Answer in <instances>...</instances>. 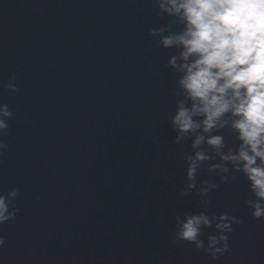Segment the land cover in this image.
I'll list each match as a JSON object with an SVG mask.
<instances>
[{
	"label": "water",
	"instance_id": "water-1",
	"mask_svg": "<svg viewBox=\"0 0 264 264\" xmlns=\"http://www.w3.org/2000/svg\"><path fill=\"white\" fill-rule=\"evenodd\" d=\"M160 24L154 0H0V104L15 113L0 193H20L0 264H264L241 177L209 197L243 220L224 257L172 243L175 216L200 209L180 198L190 141L169 128L172 52L148 35Z\"/></svg>",
	"mask_w": 264,
	"mask_h": 264
},
{
	"label": "clouds",
	"instance_id": "clouds-1",
	"mask_svg": "<svg viewBox=\"0 0 264 264\" xmlns=\"http://www.w3.org/2000/svg\"><path fill=\"white\" fill-rule=\"evenodd\" d=\"M154 8L161 24L148 35L172 52L167 67L176 74L173 143L190 141L180 198H198L200 209L175 216L172 243L218 261L230 251L233 225L243 220L235 209L209 212L211 193L243 178L250 193L244 206L253 219L264 220V0H154ZM15 80L9 76L4 90L19 92ZM14 117L0 104V134ZM6 147L0 141V157ZM201 172L219 182L198 181ZM19 194L17 188L0 193V226L17 216ZM5 243L0 237V248Z\"/></svg>",
	"mask_w": 264,
	"mask_h": 264
}]
</instances>
